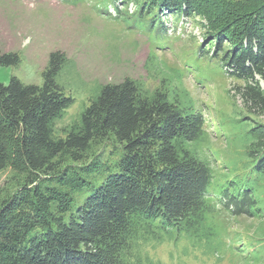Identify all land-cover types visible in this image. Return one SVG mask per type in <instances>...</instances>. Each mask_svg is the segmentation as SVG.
Segmentation results:
<instances>
[{
  "label": "trees",
  "instance_id": "obj_1",
  "mask_svg": "<svg viewBox=\"0 0 264 264\" xmlns=\"http://www.w3.org/2000/svg\"><path fill=\"white\" fill-rule=\"evenodd\" d=\"M132 1L139 16L156 9L202 19L199 49L241 82V115L264 116V0ZM21 60L19 51L0 50V66ZM67 63L54 50L40 84L0 82V171H16L0 186V264H164L152 254L164 242L181 248V264L203 245L215 252L225 230L215 221L220 211L254 224L247 238L229 242L239 263L264 264V124L234 134L242 151L218 172L205 109L182 73L151 52L145 68L155 86L129 76L99 84L77 117L56 127L73 103L57 81ZM95 143L121 148L111 167L90 153ZM87 191L65 221L73 195Z\"/></svg>",
  "mask_w": 264,
  "mask_h": 264
},
{
  "label": "rangeland",
  "instance_id": "obj_2",
  "mask_svg": "<svg viewBox=\"0 0 264 264\" xmlns=\"http://www.w3.org/2000/svg\"><path fill=\"white\" fill-rule=\"evenodd\" d=\"M134 7L132 0H0V50L19 51L22 56L16 66H0V82L6 84L15 76L24 83L40 84L49 52H64L68 63L60 70L57 81L73 97V103L56 122V127H60L87 106L99 84L119 82L129 76L155 86V79L145 68V61L153 52L156 63L182 73L183 83L197 107L205 109L214 167L218 172L226 171L232 157L242 151L234 134H243L255 122L264 124V116L251 115L245 120L241 115L244 109L239 96L234 95V86L241 82L225 74L220 58L199 49L204 33L202 19L182 16L180 11L159 15L156 9L139 16ZM260 85L264 89L263 80ZM216 114L224 121L222 126L218 125ZM94 152L100 153L98 160L111 167L122 150L113 143H95L90 150ZM114 170L112 167L106 173ZM15 175L9 164L0 171V186L9 183V187ZM100 177L88 179L97 182ZM88 193L73 195L65 221ZM217 219L225 230L220 232L218 243L215 240L211 245L215 252L209 253L211 250L203 245L182 257L181 264H240V256L230 252L229 242L232 237L247 238L254 224L243 217L230 218L223 211ZM179 249L164 242L152 254L164 264H179Z\"/></svg>",
  "mask_w": 264,
  "mask_h": 264
}]
</instances>
